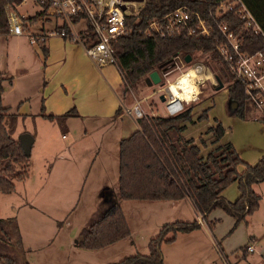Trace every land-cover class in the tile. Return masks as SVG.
I'll return each mask as SVG.
<instances>
[{
    "label": "trees",
    "instance_id": "1",
    "mask_svg": "<svg viewBox=\"0 0 264 264\" xmlns=\"http://www.w3.org/2000/svg\"><path fill=\"white\" fill-rule=\"evenodd\" d=\"M221 1L224 0H139L141 7L138 14L126 18L127 35L112 42L115 67L122 80L120 93H127L151 72H159L174 54L190 55L189 65L193 54L199 51L208 54L211 72L226 85L228 114L244 121L256 119L264 130V113H256L242 84L216 52V46L222 42L220 36L213 33L211 38L198 35L186 37L183 34L162 37L144 33L152 19L178 7H188L205 18L209 13L214 16ZM12 2L14 0H0L2 35L8 31L4 7ZM240 3L264 33V0H240ZM29 20L35 22L37 17ZM217 20L228 25L238 36L242 51L264 52V37L260 33L246 31L244 22L234 10L217 17ZM40 50L45 57L44 44L40 45ZM2 81L0 78V194H10L15 190V182L27 178L30 156L24 155L19 141L13 137L19 115L1 104ZM186 106L180 114L172 117L136 118L137 130L119 141L118 199L178 201L188 198L200 219H205L215 209L233 218L235 224L229 231L231 233L238 223L246 222L247 217L259 207L260 197L254 192L253 185L264 184V157L254 164L243 162L231 143L219 142L225 130L218 121H214L215 125L208 127L204 133L211 135L209 144L214 146L202 155L201 148H205L206 141L199 137L196 144L194 139H186L182 133L187 124L206 119L207 110H203L194 121L193 106ZM120 112L118 108L115 113ZM74 114V110H70L59 116H40L61 126L67 116ZM241 164L243 169L238 171ZM233 183L237 184L239 195L236 200L228 201L222 192ZM199 228L200 222L196 219L164 224L148 240L147 254L136 253L109 264H164L162 244L173 242L178 233H189ZM129 236L130 229L120 205L101 203L80 230L76 244L84 250H98ZM21 255V236L16 219L0 218V264H28Z\"/></svg>",
    "mask_w": 264,
    "mask_h": 264
},
{
    "label": "crops",
    "instance_id": "2",
    "mask_svg": "<svg viewBox=\"0 0 264 264\" xmlns=\"http://www.w3.org/2000/svg\"><path fill=\"white\" fill-rule=\"evenodd\" d=\"M41 31L44 30L42 29ZM10 36L19 39V36ZM44 46L46 48L45 57L41 53L40 46L37 49L43 57L44 65L41 72L42 88L40 89L39 109L36 113L31 112L30 107L25 103L20 104L16 112L19 115L18 122L25 123V121L30 120L35 130L32 133L26 131L24 128L22 132H19V134L29 133L34 139L30 152L29 173L24 181L15 182L14 192L0 194V218L7 219L14 217L16 219L21 236V256L23 261L28 264H109L119 261L120 258L116 257H122L119 256L121 253L127 252L128 254H125L127 256L136 253L143 254L139 252L137 243L132 239L126 241V243H122L128 240L124 239L98 250H84L77 247L76 238L90 215L101 203L111 206L114 200H118V194H116V190L113 188L114 185L109 186L107 181L103 180L100 188L95 191L94 210L88 212L89 216L88 213L84 214L77 225H71L72 223L69 218L73 213L72 208L76 201L77 190L81 184H84L85 170L88 169L90 162H95L96 158H98L99 163H94L95 166L98 168L104 166L105 169H108V163H101L106 155L115 165L116 161H118L119 141L127 138L138 127L134 116L126 113L125 110L132 108L133 104H124L119 95V86L122 80L115 66H106L101 70L97 69L86 56L81 45L78 47L69 44L66 40L57 36L48 38ZM224 91L227 94L226 89ZM157 97L159 99V96ZM159 102L162 105L160 100ZM118 108L121 109V112L116 114L115 112ZM70 110H74L75 114L69 115L65 119V126L67 132H69V142L64 145L63 150L57 154L56 158L51 160L50 157L43 156L41 162L35 163L33 149L36 137L38 135L41 136L36 131L39 122H41L43 128L50 129L49 134H47L46 130L42 133L44 137L48 138L52 136L50 135L51 132L55 134L59 126L55 121H49L40 115L59 116L68 113ZM206 114L208 116V112ZM75 120H79L82 125L86 124L84 129L79 132L78 139H80V146H76L78 144V140H76L77 135L74 136L71 130V124ZM193 120L195 121L196 119L193 118ZM44 122H48L49 125H46ZM206 124V128L195 135L187 131L190 125L187 124L182 133L186 139H194L196 144H198L199 137L206 141L205 148H201L202 155L207 154L214 146L209 144L211 139H205L208 134L204 133L208 127L214 126L215 122L208 121ZM244 124L254 129L256 128V130L260 128L258 123L257 125L251 122ZM221 125L223 127V124ZM224 130V134L219 142L222 144L231 143L237 152L236 138L231 133L228 135V131L225 128ZM261 130L262 150L259 154L251 157L237 152L240 159L245 157V163L254 164L258 159L264 157V130L262 124ZM109 131L112 132L110 133ZM93 134L96 135L98 141H96L95 145H85L84 138H88ZM64 137L66 138V136ZM226 137L230 138L226 139ZM108 142H111L113 146L112 157L109 156L110 153L107 151L100 154L94 151L93 156L91 151L97 145H99L98 150H100L103 143ZM49 143L51 152L56 148H53V139L48 140ZM89 153H91L90 157H86ZM35 154L39 155L40 151H35ZM237 169L241 171L243 167L238 166ZM258 186L259 184L253 185V190L257 194H261V192H258ZM58 189H60L59 192L54 191ZM238 195L239 191L236 183L231 184L222 192V196L228 201L236 200ZM259 197L261 201V196L259 195ZM3 200L7 202V207L4 210L1 205ZM130 201L132 200L122 202L128 204V209L138 211L134 205L127 203ZM151 202L158 206L157 214L159 215L161 224H159L157 232L164 224L175 221H192L196 219L200 222L199 229L189 233H178L173 242L162 244L161 251L164 264H166L167 253L171 255L174 264H216L213 257L214 252H216L220 263L238 264L240 254L236 251L242 249L246 253L249 252L247 248L252 246L253 251L249 253L255 252L258 239L254 235L248 237L247 244L238 246V248H234L231 245L227 246V242L232 239L233 234L237 231L240 232V224H247V219L246 222L238 223L232 232L229 233L235 221L220 209L215 210H219L221 213L213 210L205 219H200L188 198L178 201L161 200ZM120 207L125 216L122 204ZM149 217H151L150 214ZM221 219L229 220L231 228L225 236L218 240L212 234V231ZM129 229L130 236H132L130 226ZM218 236L220 237L221 235ZM149 239L145 242L146 248ZM217 245L219 250L216 248ZM260 254L264 260L262 252ZM237 255H239V258ZM229 256H234V258L229 259ZM124 257L126 256L122 258Z\"/></svg>",
    "mask_w": 264,
    "mask_h": 264
},
{
    "label": "rangeland",
    "instance_id": "3",
    "mask_svg": "<svg viewBox=\"0 0 264 264\" xmlns=\"http://www.w3.org/2000/svg\"><path fill=\"white\" fill-rule=\"evenodd\" d=\"M35 8L36 7L30 5H22L19 7V11L24 15H29L35 10ZM55 24H60V20L54 17H49V19L38 21L34 25L30 26L29 32L36 34L40 33L42 29L44 31H54L56 26ZM84 26L85 24L81 22L79 23V25L75 26V29H81L84 28ZM66 42L79 47L78 44L71 41ZM37 49H39L38 44L30 45L27 39L23 36L19 37V39H16L11 37L10 35H0V77L3 78V93L1 97V104L4 107H8L9 111L12 113H16L18 106L25 103L28 104L31 112L36 113L39 109V101L41 95L40 89L42 88L41 72L44 65L43 57L40 51H38ZM192 57L193 60L188 66L195 64L202 65L203 68L199 70V73H202L206 78L204 80L203 86L200 88L198 99L185 106H193L192 119L194 118L197 120V116H199L205 109L208 112V116H206L207 119L201 121L195 120L196 122L190 124L187 131L195 135L202 129L206 128V123L208 121H218L223 124V127L228 131V135L231 133L233 137L236 138V149L239 154H247L251 157L259 154V152H261L262 150L260 138L262 137V134H260L262 131L261 122L256 119L247 120V122H251L255 125H257L258 123L260 128L256 130V128L254 129L251 126H247L246 124H244L247 123L244 120H239V118L230 116L227 112L226 105L227 94L224 91L226 85L225 83H223L222 89H215L218 84H216V77L213 75L209 68L210 57L208 56V54H204L199 51L193 54ZM178 74V71L173 72L168 77L169 80L172 81ZM163 86V79L160 80V83L158 85L152 86H148L145 81L142 80L136 86L129 89L127 93H120L119 91V95L124 104H134L136 101H141L142 111H144L146 116H153L157 113L161 115L163 113V107L160 104L157 96L161 95L158 90ZM256 111L258 115L262 114V111H259L257 109ZM132 115L135 118V115ZM44 123L46 125H49L48 122ZM84 126H86V124L84 123L82 125L79 120H75L71 124V130L73 131L74 136L77 135L76 140H78V144H76V146H80V139H78V136L79 132L84 129ZM24 128L28 132H35L30 120L25 121V123L18 122L16 132L13 135L14 139H18L20 135L19 132H22ZM45 130L47 131V134H49L50 129L43 128L41 122H39L36 131L40 133L41 136L38 135L36 137V142L33 149L35 163L41 162L43 156L50 157L51 160L56 158L57 154L63 150L62 148H64V145L69 142V132H67L65 124H62L60 128L58 126L55 134L51 132L50 135L52 136L50 138L44 137L42 135ZM109 132L111 133L112 131ZM64 136H66V138ZM210 137L211 135L208 134L207 138L205 139L210 140ZM229 138L230 137H226V139ZM50 139H53V148H56L51 152L49 149L50 143L48 144V140ZM84 140L85 145H95L96 141H98L95 134L89 136L88 138H84ZM98 146L99 145H97L95 149L91 151L93 156L94 151L96 153L99 152L98 154L107 151L110 153L109 156L112 157L111 153L113 146L111 142L103 143L100 150H98ZM37 150L40 151L39 155L35 154V151ZM91 153H89L86 157H90ZM241 160L243 162H246L245 157L243 159L241 158ZM104 162L109 164L108 169H105L104 166L99 168L95 166L94 163H99L98 158H96L95 162H90L88 165V169L85 170V181L84 184H81V186L77 190L75 199L76 201L72 208L73 213L69 218L72 223L71 225H77L84 214L90 212L91 210H94V197L96 195L95 191L100 188L103 180H106L109 186L114 185L113 188L116 190V194H118V161H116V164L114 165L113 161L106 155L101 163ZM239 167L242 168L243 164L239 165ZM258 188V192H261V194L258 193L261 196V201L259 203L258 209L253 214L247 217V224H240V232H235L232 239L227 242V246L231 245L234 246V248H238V246H242L243 244L248 243L247 240L250 235H254L258 239V245L255 247V252L245 253L242 249L236 251L238 254H240V261H238V264H264V260L262 259L260 254V252H262V255L264 256V184L260 183ZM59 190L60 189L54 191L59 192ZM115 201H117L120 206L122 204L128 225L130 226L132 232V236H130V238H127L128 240H125V242L122 243H126V241L132 239L137 243L139 252L147 254L145 242L148 238H152L153 236H155L158 230V226L159 224H161V221H159V215L157 214L158 206H156V204H153V202L151 201L132 200L127 203H131L129 205H134L136 209H138V211H132V209L127 208L128 204H126V202H122L126 200L116 199L112 202V204L115 203ZM1 205L2 209L4 210L7 207V202L3 200L1 202ZM215 211L220 212L219 210ZM149 214L151 217H149ZM230 228L231 227L229 220L221 219L218 225H216V227L212 231V234L218 240H220L223 236H225ZM218 235L221 236L219 237ZM216 248L219 250L218 245L216 246ZM128 249L131 250L130 248ZM125 254L128 253H121V255L119 256H127ZM220 256L222 255L220 254ZM122 257L116 258L121 259ZM213 257L215 258L216 264H222L219 262V258L216 255V252H214ZM237 257L239 258V255H237ZM232 258H234V256H229V259ZM166 264H174L171 255L168 253L166 254Z\"/></svg>",
    "mask_w": 264,
    "mask_h": 264
},
{
    "label": "built area",
    "instance_id": "4",
    "mask_svg": "<svg viewBox=\"0 0 264 264\" xmlns=\"http://www.w3.org/2000/svg\"><path fill=\"white\" fill-rule=\"evenodd\" d=\"M22 5L36 8L31 14L24 15L19 11ZM140 7L139 0H14L4 7L8 24L6 35L23 36L30 45L40 46L53 36L77 43L83 47L93 65L101 70L106 66H115L112 42L127 35L126 18L136 16ZM233 10L244 22L246 31L260 33L264 37V33L240 0L219 2L214 16L209 13L208 18L188 7H178L160 18L152 19L144 33L162 37L198 35L203 38H211L213 33H216L222 40L216 46L218 56L242 84L245 95L253 102L255 108L263 114L264 52L242 51L238 36L228 25L217 20V17ZM34 16L37 20L31 22L29 18ZM49 17L60 20L54 31H41L36 34L29 32L30 26ZM81 22L85 24L84 28L75 29ZM201 68L203 66L197 64L188 66L181 54H174L167 65L159 70L160 78L164 80V86L158 90L164 97L163 113L153 116H176L184 110L185 105L196 101L206 78L199 73ZM175 71L179 74L170 81L168 77ZM193 86L198 89V95L189 101L187 96L194 94ZM125 110L128 114H134L135 118L146 116L142 111L141 101H136L132 108ZM247 250L251 252L253 247L249 246Z\"/></svg>",
    "mask_w": 264,
    "mask_h": 264
},
{
    "label": "water",
    "instance_id": "5",
    "mask_svg": "<svg viewBox=\"0 0 264 264\" xmlns=\"http://www.w3.org/2000/svg\"><path fill=\"white\" fill-rule=\"evenodd\" d=\"M191 60L190 55H185L184 56V61L186 63H189ZM217 81V87L215 88L216 90H220L223 87V84L220 82V80L218 78H215ZM160 75L158 71H153L151 72L146 78H145V82L147 85H158L160 83ZM159 100L161 102H164V97L163 95L159 96ZM20 143V146L23 150V153L25 156L29 157L30 156V152H31V147L33 144V137L32 135H30L29 133H22L19 135L18 139H17ZM115 204H117V201H115V203L112 204V206H114Z\"/></svg>",
    "mask_w": 264,
    "mask_h": 264
},
{
    "label": "clouds",
    "instance_id": "6",
    "mask_svg": "<svg viewBox=\"0 0 264 264\" xmlns=\"http://www.w3.org/2000/svg\"><path fill=\"white\" fill-rule=\"evenodd\" d=\"M182 83H183V82H182ZM173 91L175 92V89H173ZM193 93H194V94H190V95L187 96V99H188L189 101L194 100V99L196 98V96L198 95V89H195L194 86H193Z\"/></svg>",
    "mask_w": 264,
    "mask_h": 264
}]
</instances>
